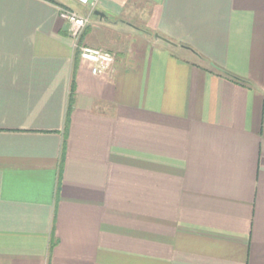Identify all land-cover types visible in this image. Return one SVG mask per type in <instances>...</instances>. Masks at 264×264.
<instances>
[{"label": "crops", "instance_id": "crops-1", "mask_svg": "<svg viewBox=\"0 0 264 264\" xmlns=\"http://www.w3.org/2000/svg\"><path fill=\"white\" fill-rule=\"evenodd\" d=\"M54 1L0 0V264H264V0Z\"/></svg>", "mask_w": 264, "mask_h": 264}, {"label": "built area", "instance_id": "built-area-1", "mask_svg": "<svg viewBox=\"0 0 264 264\" xmlns=\"http://www.w3.org/2000/svg\"><path fill=\"white\" fill-rule=\"evenodd\" d=\"M99 1L100 0H76L79 5L91 7V13ZM91 13L80 14L78 11L66 6L59 7V16L67 22L69 35L74 40L79 50L80 57L91 64L93 74L103 75L113 67L116 55L115 53L81 43L82 36L91 23Z\"/></svg>", "mask_w": 264, "mask_h": 264}, {"label": "trees", "instance_id": "trees-1", "mask_svg": "<svg viewBox=\"0 0 264 264\" xmlns=\"http://www.w3.org/2000/svg\"><path fill=\"white\" fill-rule=\"evenodd\" d=\"M48 1L55 2L54 0H48ZM60 6H63V5H60ZM225 73H226L227 75L231 76L232 78H235V79H237V80H240V79H238V78H236V77H234V76L228 74L227 72H225ZM240 81L245 82V81H243V80H240ZM72 89H73V91H74V82H73V84H72ZM73 102H74V96H73V92H72V95H71V97H70L69 107H68V115L70 114V112H71V110H72Z\"/></svg>", "mask_w": 264, "mask_h": 264}, {"label": "water", "instance_id": "water-1", "mask_svg": "<svg viewBox=\"0 0 264 264\" xmlns=\"http://www.w3.org/2000/svg\"><path fill=\"white\" fill-rule=\"evenodd\" d=\"M95 15H99V16H105V14L104 13H102V12H100V11H96L95 12ZM156 37L157 38H160V36L159 35H156ZM167 42H170L171 43V41L170 40H168V39H165Z\"/></svg>", "mask_w": 264, "mask_h": 264}, {"label": "rangeland", "instance_id": "rangeland-1", "mask_svg": "<svg viewBox=\"0 0 264 264\" xmlns=\"http://www.w3.org/2000/svg\"><path fill=\"white\" fill-rule=\"evenodd\" d=\"M147 15H148V14H147V12H146V13H144L142 16H143V18H145ZM168 43H170V42H168ZM170 44L174 45V42H171Z\"/></svg>", "mask_w": 264, "mask_h": 264}]
</instances>
